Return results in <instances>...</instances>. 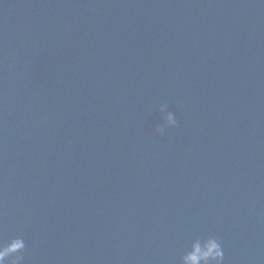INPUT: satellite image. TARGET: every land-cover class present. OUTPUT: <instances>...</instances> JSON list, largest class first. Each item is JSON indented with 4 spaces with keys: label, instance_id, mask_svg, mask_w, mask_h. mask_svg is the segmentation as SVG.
Segmentation results:
<instances>
[{
    "label": "water",
    "instance_id": "1",
    "mask_svg": "<svg viewBox=\"0 0 264 264\" xmlns=\"http://www.w3.org/2000/svg\"><path fill=\"white\" fill-rule=\"evenodd\" d=\"M18 235L25 264H180L208 235L264 264V0H0Z\"/></svg>",
    "mask_w": 264,
    "mask_h": 264
},
{
    "label": "clouds",
    "instance_id": "2",
    "mask_svg": "<svg viewBox=\"0 0 264 264\" xmlns=\"http://www.w3.org/2000/svg\"><path fill=\"white\" fill-rule=\"evenodd\" d=\"M167 126L175 127L176 114L169 111L166 114ZM156 133L163 135L165 129L154 125ZM26 243L23 236H13L7 243L0 242V264H25ZM225 251L216 235L196 238L180 256V264H224Z\"/></svg>",
    "mask_w": 264,
    "mask_h": 264
}]
</instances>
